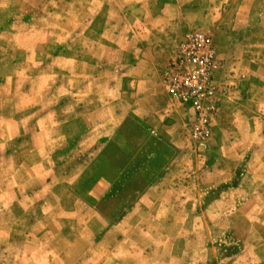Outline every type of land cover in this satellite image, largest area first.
<instances>
[{
    "label": "clouds",
    "instance_id": "obj_1",
    "mask_svg": "<svg viewBox=\"0 0 264 264\" xmlns=\"http://www.w3.org/2000/svg\"><path fill=\"white\" fill-rule=\"evenodd\" d=\"M0 264H264V0H0Z\"/></svg>",
    "mask_w": 264,
    "mask_h": 264
}]
</instances>
